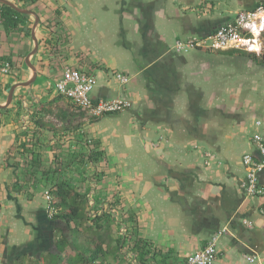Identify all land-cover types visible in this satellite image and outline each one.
I'll return each mask as SVG.
<instances>
[{
    "label": "crops",
    "instance_id": "crops-1",
    "mask_svg": "<svg viewBox=\"0 0 264 264\" xmlns=\"http://www.w3.org/2000/svg\"><path fill=\"white\" fill-rule=\"evenodd\" d=\"M7 1L27 12L0 1V264H87L99 242L89 264H184L218 232L214 264H264V194L242 188V156L259 158L255 133L264 143V56L173 48L264 0ZM68 67L97 78L91 98L130 105L88 116L54 88ZM80 138L101 156L85 177L70 168L88 216L67 225L25 169L32 151L47 166Z\"/></svg>",
    "mask_w": 264,
    "mask_h": 264
},
{
    "label": "built area",
    "instance_id": "built-area-1",
    "mask_svg": "<svg viewBox=\"0 0 264 264\" xmlns=\"http://www.w3.org/2000/svg\"><path fill=\"white\" fill-rule=\"evenodd\" d=\"M173 48L177 52L183 53L199 48L208 51L241 50L264 56V5L238 10L232 20L220 24L206 36L177 39ZM8 68L9 64L5 63L3 70L7 72ZM115 77L120 83H126L129 80V77L123 72H116ZM96 83L97 78L93 74L68 67L63 69L61 77L54 82V88L59 95L67 98L90 117L119 112L130 105L129 101L121 98H91L90 93ZM253 139L257 145L259 158L255 160L249 153L242 156V162L246 169L242 188L247 196L264 194L263 187L257 181V173L264 174V143L261 141L259 133H255ZM43 196L48 215L53 217L58 208L54 205L51 188L44 187ZM122 227L124 229L123 224H119V229L124 231ZM219 233L211 236L201 248L188 254L184 264H214L218 254L217 238ZM245 257L247 261L255 262V256L247 255Z\"/></svg>",
    "mask_w": 264,
    "mask_h": 264
},
{
    "label": "trees",
    "instance_id": "trees-1",
    "mask_svg": "<svg viewBox=\"0 0 264 264\" xmlns=\"http://www.w3.org/2000/svg\"><path fill=\"white\" fill-rule=\"evenodd\" d=\"M7 8L12 14L16 16L20 15V13L16 12L11 7L7 6ZM77 143L78 147L73 150L72 153H69L66 158L62 157L60 151L54 153V158L47 166H45V164L43 165L39 155L32 151L28 166L25 169L28 174L27 182L30 181L33 185L39 183L40 179L37 178L39 174L44 177L45 187L51 188V193L54 197V205L58 208L57 213L53 217L54 219L65 221L67 225L71 221H74L77 225L83 224L82 222L86 220L88 216L87 211L84 209L85 196L75 190V185L69 178L70 168L75 167L79 174L85 177L87 174V167L85 164H95L101 156V152L97 148V142L90 146L89 142H84V140L80 138ZM99 219H103L101 221L103 226L109 227L111 219L108 211H104L103 209L102 213L96 217V220ZM127 219L134 221L132 216H129ZM98 244L99 245L92 250L90 255L91 258L88 259L89 261H86L87 264L95 260L96 257L103 255L101 243L99 242ZM134 245L135 248L140 251L139 255H143L144 253L142 251H145L147 247L145 240L137 238ZM142 260H144V257Z\"/></svg>",
    "mask_w": 264,
    "mask_h": 264
},
{
    "label": "water",
    "instance_id": "water-1",
    "mask_svg": "<svg viewBox=\"0 0 264 264\" xmlns=\"http://www.w3.org/2000/svg\"><path fill=\"white\" fill-rule=\"evenodd\" d=\"M0 1H2V2L8 4L9 6H11L12 8H14V9H15L16 11H18V12H24V13L27 12V11H25V10H21L20 8H18V7L15 6L14 4L8 2L7 0H0ZM36 22H37V20H36ZM32 35H33V32H32ZM35 75H36V73L33 74V78H32L30 81H28V82H26V83H21L20 85H24V86L29 85V84L35 79ZM13 88H14V87H12V89H13ZM12 91H13V90H11V92H10L8 98H7V102H6V104H8L9 101L11 100Z\"/></svg>",
    "mask_w": 264,
    "mask_h": 264
},
{
    "label": "rangeland",
    "instance_id": "rangeland-1",
    "mask_svg": "<svg viewBox=\"0 0 264 264\" xmlns=\"http://www.w3.org/2000/svg\"><path fill=\"white\" fill-rule=\"evenodd\" d=\"M92 95V92L90 93V96ZM105 115V114H104ZM104 115H102V116H104ZM107 115V114H106ZM74 236V238H76V236H75V234L73 235Z\"/></svg>",
    "mask_w": 264,
    "mask_h": 264
}]
</instances>
